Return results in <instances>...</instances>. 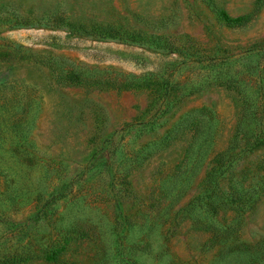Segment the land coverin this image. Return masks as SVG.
<instances>
[{
    "label": "rangeland",
    "instance_id": "rangeland-1",
    "mask_svg": "<svg viewBox=\"0 0 264 264\" xmlns=\"http://www.w3.org/2000/svg\"><path fill=\"white\" fill-rule=\"evenodd\" d=\"M0 52V261L264 264V0H0Z\"/></svg>",
    "mask_w": 264,
    "mask_h": 264
},
{
    "label": "trees",
    "instance_id": "trees-1",
    "mask_svg": "<svg viewBox=\"0 0 264 264\" xmlns=\"http://www.w3.org/2000/svg\"><path fill=\"white\" fill-rule=\"evenodd\" d=\"M216 15L218 16V18L224 22L227 25H238V24H243L247 19L248 16H236V17H231L227 14V12L221 8H217L216 9ZM88 28H84V29H79L80 32H87L88 35H94L97 34L98 38L101 39H107V38H111V39H136L139 41L142 39L141 35L138 34H132V33H127L124 30H122L121 28H117L115 26L109 25V26H95V27H91L89 28V30H87ZM82 34V33H81ZM9 54V53H8ZM5 55L0 52V58L4 59V58H8V56L4 57ZM247 113H244L243 115V119L247 118ZM251 135L250 137L247 135V133H244V135L248 138L246 140L245 144V148H248L250 150L259 147L262 143V141L260 139H258L256 136L253 135V133L249 132ZM234 143H236V140L233 141V143L231 144V146H229V150L234 151L235 150V146ZM243 150V149H242ZM246 150V149H244ZM226 153V151L221 155H219V157L217 158V163L218 165H221L220 163H222V160L224 158V154ZM212 175H209L210 178V183L212 184L215 180L211 179ZM235 196L231 197L230 200L231 201H235ZM243 199L239 198L238 201H240ZM251 201V199H250ZM45 258L47 260H54L55 259V255L52 254H47L45 255ZM11 261H9L8 259H5L4 261H0V264H15V263H9Z\"/></svg>",
    "mask_w": 264,
    "mask_h": 264
}]
</instances>
